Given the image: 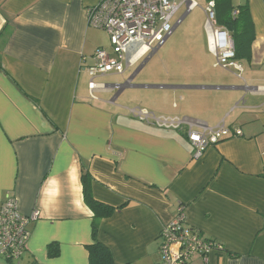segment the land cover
I'll list each match as a JSON object with an SVG mask.
<instances>
[{"label": "crops", "instance_id": "obj_1", "mask_svg": "<svg viewBox=\"0 0 264 264\" xmlns=\"http://www.w3.org/2000/svg\"><path fill=\"white\" fill-rule=\"evenodd\" d=\"M101 1L0 0V211L11 199L23 216L39 213L21 257L0 264H90L95 243L115 264H160L161 230L178 217L223 248L187 264H264V0H214L218 29L241 36L239 71L215 66L211 0H173L174 20L196 11L197 23H181L157 55L96 78L92 99L86 68L97 49L111 55L106 32L88 23ZM234 10L243 20L230 28ZM135 108L242 135L195 160L183 132L141 122ZM84 168L92 198L113 209L95 237Z\"/></svg>", "mask_w": 264, "mask_h": 264}, {"label": "built area", "instance_id": "obj_2", "mask_svg": "<svg viewBox=\"0 0 264 264\" xmlns=\"http://www.w3.org/2000/svg\"><path fill=\"white\" fill-rule=\"evenodd\" d=\"M184 4L187 5L186 13L194 8L191 2ZM214 7L215 3L211 0L203 11L208 48L214 55L215 66L239 71L240 67L234 61L230 34L214 27ZM178 9L179 5L173 0H102L88 10L89 25L106 32L111 47V55L97 49L93 64L86 68L90 98L95 99L96 78L122 74L132 60L149 57L165 44L182 23V17L174 20ZM128 114L161 129L183 132L193 149L192 157L195 160L200 159L207 148L242 135L239 129L226 127L223 122L215 127H207L187 118L158 117L139 108L129 109ZM38 218L37 211L28 217L23 216L16 203L7 199L0 211V255L7 261L18 260L29 237L26 226ZM160 240V264H187L194 255H199L205 261L209 253L223 250L220 243L198 236L181 217L163 227Z\"/></svg>", "mask_w": 264, "mask_h": 264}, {"label": "trees", "instance_id": "obj_3", "mask_svg": "<svg viewBox=\"0 0 264 264\" xmlns=\"http://www.w3.org/2000/svg\"><path fill=\"white\" fill-rule=\"evenodd\" d=\"M214 1V0H213ZM215 3V1H214ZM216 7V3H215ZM214 7V9H215ZM240 11V10H239ZM238 10H234L232 14L230 15L228 25L231 28L233 25L239 22L241 19V15L243 16L244 11L241 13ZM244 29L246 30V34H249L250 32V26L247 22H245ZM228 32V31H227ZM229 33V32H228ZM243 34H245L243 32ZM231 36V39L233 41V47H234V60L237 57V44H241V36H236L235 33ZM251 40V38H250ZM81 183H82V194H83V201L86 204V206L92 211L93 213V225H92V235L95 237L96 235V222L99 221L102 218H108L112 215L113 209L110 207H107L105 205H102L98 202H96L89 191V175L86 168L82 169V175H81ZM51 255H55L53 251L50 253ZM89 263L90 264H115L112 260V257L110 255V252L108 249H106L103 245L99 243H95L92 245V247L89 248Z\"/></svg>", "mask_w": 264, "mask_h": 264}, {"label": "rangeland", "instance_id": "obj_4", "mask_svg": "<svg viewBox=\"0 0 264 264\" xmlns=\"http://www.w3.org/2000/svg\"><path fill=\"white\" fill-rule=\"evenodd\" d=\"M198 18H199V15L197 14V12L196 11H192L190 14H189V16L187 17V19H185V21L182 23V25L181 26H183V25H185V23H188V24H191V25H193V24H196L197 23V21H198ZM206 18V17H205ZM214 27L215 28H217L218 29V27L216 26V24L214 25ZM172 38V37H171ZM170 38V39H171ZM169 39V40H170ZM168 40V41H169ZM167 41V42H168ZM159 53V50L155 53V55H157ZM146 58V57H145ZM143 61L144 60H142L139 64H138V66L133 70V71H135V70H137L141 65H142V63H143ZM147 67H145L144 69H142L140 72H139V75L136 77V80H140L142 77H144V75H146L147 74ZM132 72V71H131ZM108 83H115V82H112V81H109ZM15 264L17 263V262H14Z\"/></svg>", "mask_w": 264, "mask_h": 264}, {"label": "bare ground", "instance_id": "obj_5", "mask_svg": "<svg viewBox=\"0 0 264 264\" xmlns=\"http://www.w3.org/2000/svg\"><path fill=\"white\" fill-rule=\"evenodd\" d=\"M214 40L216 41V39L214 38Z\"/></svg>", "mask_w": 264, "mask_h": 264}]
</instances>
